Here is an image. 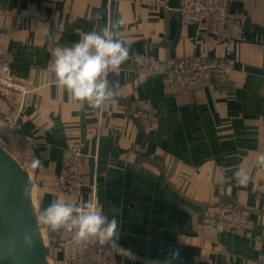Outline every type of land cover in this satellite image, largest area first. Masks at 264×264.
Segmentation results:
<instances>
[{
  "label": "crops",
  "instance_id": "0c3cea01",
  "mask_svg": "<svg viewBox=\"0 0 264 264\" xmlns=\"http://www.w3.org/2000/svg\"><path fill=\"white\" fill-rule=\"evenodd\" d=\"M228 8L239 24L230 37L184 21L172 46L179 19L169 0H0V55L27 86L21 107L0 97V112L20 128L19 136L0 130V144L32 179L38 213L56 198L87 202L97 185L100 210L109 218L119 210V241L137 254L111 264H264V167L256 160L264 153V0H231ZM118 19L131 49L108 76L121 93L115 105L100 111L69 100L49 68L55 48ZM199 54L231 60L222 87L165 82L168 59ZM136 104L155 112L153 128L132 116ZM75 144L87 186L65 196L52 181ZM241 166L246 186L234 179ZM222 202L249 208L247 226L220 229ZM43 234L52 264H63L59 240Z\"/></svg>",
  "mask_w": 264,
  "mask_h": 264
},
{
  "label": "built area",
  "instance_id": "2783aa9c",
  "mask_svg": "<svg viewBox=\"0 0 264 264\" xmlns=\"http://www.w3.org/2000/svg\"><path fill=\"white\" fill-rule=\"evenodd\" d=\"M230 2L231 0H181L180 10L185 22L208 25L212 34L228 38L239 28V24L234 22L230 16L228 8ZM231 70L232 62L226 57L186 55L168 59L164 64L163 78L167 84H180L186 90H196L205 84L222 87L227 82ZM26 91L27 86L15 80L9 60L0 55V97L10 103L20 104L21 107ZM131 114L140 122L143 129L149 130L154 127L155 112L152 110L136 104ZM0 130L4 135L19 136L20 134L17 120L10 119L1 112ZM82 163L81 147L75 144L69 156L63 160L58 174L52 181L53 189L65 196L83 194L87 186V179L82 171ZM91 189L92 196L89 201L95 202L100 209L97 185L92 184ZM84 203L78 204L83 207ZM217 209L222 217L218 223L220 229L225 227L243 228L250 221L251 211L249 208L232 202H222L217 206ZM40 228L43 237L44 231H47L59 240L66 253L63 264H111L113 256L121 255L129 258L121 253L137 257L134 251L121 244L119 240L117 243L122 249L120 253L116 249L101 245L98 241L78 243L71 234L53 231L41 221ZM149 263L162 264L156 260H150Z\"/></svg>",
  "mask_w": 264,
  "mask_h": 264
},
{
  "label": "clouds",
  "instance_id": "9594fccd",
  "mask_svg": "<svg viewBox=\"0 0 264 264\" xmlns=\"http://www.w3.org/2000/svg\"><path fill=\"white\" fill-rule=\"evenodd\" d=\"M99 19V16L96 17ZM124 19L103 27L100 31L82 33L80 39L71 46H58L53 52V61L49 68L55 75L56 87L66 91L71 101L87 104L93 110L103 111L106 102L114 106L115 98L121 93L113 89L108 79L110 73H118L121 66L130 59L131 45L121 39ZM136 62L141 63L142 58L137 54ZM256 160L264 167V153H259ZM41 161H33V167H40ZM236 183L246 186L249 182L248 171L239 167L233 173ZM28 190H25V195ZM118 209L113 206L112 216L102 212L97 204L88 201L81 207L76 202L56 198L38 216V221L43 222L51 230L65 233H75V240L82 242H99L103 246L116 249L121 248L117 241L120 237ZM25 243L32 246V234L25 233ZM127 255L135 259L132 254ZM178 251L173 253V258H178ZM166 264H170L167 261Z\"/></svg>",
  "mask_w": 264,
  "mask_h": 264
},
{
  "label": "water",
  "instance_id": "95a60500",
  "mask_svg": "<svg viewBox=\"0 0 264 264\" xmlns=\"http://www.w3.org/2000/svg\"><path fill=\"white\" fill-rule=\"evenodd\" d=\"M169 6L177 9L179 19L172 41V46H176L184 22L181 0H169ZM32 195L33 183L28 172L0 145V264H52ZM25 233L32 234V246L25 243Z\"/></svg>",
  "mask_w": 264,
  "mask_h": 264
},
{
  "label": "rangeland",
  "instance_id": "374dc122",
  "mask_svg": "<svg viewBox=\"0 0 264 264\" xmlns=\"http://www.w3.org/2000/svg\"><path fill=\"white\" fill-rule=\"evenodd\" d=\"M201 88H203V87H201ZM197 90V89H196ZM1 145V144H0ZM63 162V161H62ZM38 212V211H37ZM41 213L39 212V215H40ZM44 237H45V241H47L48 240V238L46 237V235H44ZM48 244V243H47ZM46 244V245H47ZM60 247H61V249H63V247L60 245ZM64 250V249H63ZM65 255V254H64ZM65 261V260H64ZM52 263V262H51ZM53 264H54V262H53Z\"/></svg>",
  "mask_w": 264,
  "mask_h": 264
},
{
  "label": "trees",
  "instance_id": "16d2710c",
  "mask_svg": "<svg viewBox=\"0 0 264 264\" xmlns=\"http://www.w3.org/2000/svg\"><path fill=\"white\" fill-rule=\"evenodd\" d=\"M56 243H57L56 245L58 246L59 245L58 242H56Z\"/></svg>",
  "mask_w": 264,
  "mask_h": 264
}]
</instances>
